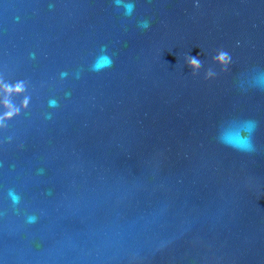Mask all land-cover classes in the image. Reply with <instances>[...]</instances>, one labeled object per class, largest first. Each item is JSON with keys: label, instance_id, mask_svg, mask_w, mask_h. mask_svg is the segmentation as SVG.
Returning a JSON list of instances; mask_svg holds the SVG:
<instances>
[{"label": "water", "instance_id": "water-1", "mask_svg": "<svg viewBox=\"0 0 264 264\" xmlns=\"http://www.w3.org/2000/svg\"><path fill=\"white\" fill-rule=\"evenodd\" d=\"M0 264H264V0H0Z\"/></svg>", "mask_w": 264, "mask_h": 264}, {"label": "clouds", "instance_id": "clouds-1", "mask_svg": "<svg viewBox=\"0 0 264 264\" xmlns=\"http://www.w3.org/2000/svg\"><path fill=\"white\" fill-rule=\"evenodd\" d=\"M110 61L106 58L103 65H100V66H97V68L101 67V66H106V65H109ZM193 64L196 63L195 60L192 61ZM22 86L20 84H17L14 88H11V87H8L6 86L5 87V91L7 94H11L12 92H16V93H20L22 91ZM7 107V105H6ZM16 113L13 112V111H8L6 114H5V117L4 119H11Z\"/></svg>", "mask_w": 264, "mask_h": 264}]
</instances>
